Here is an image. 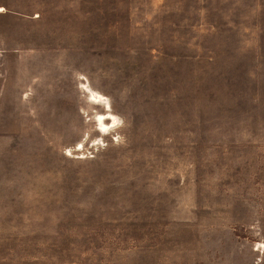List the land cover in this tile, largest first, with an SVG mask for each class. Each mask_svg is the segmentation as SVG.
Returning <instances> with one entry per match:
<instances>
[{"label":"rangeland","instance_id":"obj_1","mask_svg":"<svg viewBox=\"0 0 264 264\" xmlns=\"http://www.w3.org/2000/svg\"><path fill=\"white\" fill-rule=\"evenodd\" d=\"M0 8V264H264V0Z\"/></svg>","mask_w":264,"mask_h":264},{"label":"bare ground","instance_id":"obj_2","mask_svg":"<svg viewBox=\"0 0 264 264\" xmlns=\"http://www.w3.org/2000/svg\"><path fill=\"white\" fill-rule=\"evenodd\" d=\"M0 10H1V8H0ZM83 88L87 92L86 93L87 94V100L90 103L102 105L104 110H105L104 114H99L96 117V124H97L96 130L98 132L106 133L107 131L114 129L117 126V118L113 114H111L110 105H109L107 99L103 95H101V94L91 90L90 88H88L87 85H84ZM105 121H107V122H105ZM80 148H81V144H78V147L76 146V150H78Z\"/></svg>","mask_w":264,"mask_h":264}]
</instances>
